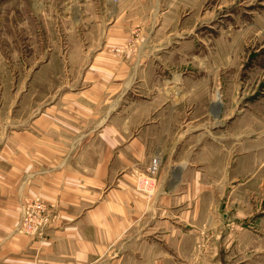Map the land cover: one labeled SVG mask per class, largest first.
<instances>
[{
	"label": "crops",
	"instance_id": "1",
	"mask_svg": "<svg viewBox=\"0 0 264 264\" xmlns=\"http://www.w3.org/2000/svg\"><path fill=\"white\" fill-rule=\"evenodd\" d=\"M110 60L66 84L32 77L13 106L0 104V264H98L113 253L131 264L134 251L136 263L162 264L160 245L181 247L221 211L214 174L235 172V195L264 187V123L233 124V96L207 93L200 110L181 70L116 71ZM153 160L157 190L142 195L136 176ZM36 202L49 222L32 234L23 220ZM217 224L221 239L229 223Z\"/></svg>",
	"mask_w": 264,
	"mask_h": 264
},
{
	"label": "rangeland",
	"instance_id": "2",
	"mask_svg": "<svg viewBox=\"0 0 264 264\" xmlns=\"http://www.w3.org/2000/svg\"><path fill=\"white\" fill-rule=\"evenodd\" d=\"M103 57L116 71L179 69L184 94L200 110L203 95L221 90L233 96V124L264 123V0H0V104L7 108L15 90L32 89L30 78L60 75L54 84H66L69 74L97 73ZM152 163L136 176L142 195L157 190ZM234 173L213 175L221 179V211L206 214V228L194 225L181 247L160 245L162 264H264V187L247 195L238 187L235 195L226 187ZM146 177L152 192L138 188ZM220 218L229 223L221 239ZM132 253L125 262L139 264ZM119 260L113 253L98 264H126Z\"/></svg>",
	"mask_w": 264,
	"mask_h": 264
},
{
	"label": "built area",
	"instance_id": "3",
	"mask_svg": "<svg viewBox=\"0 0 264 264\" xmlns=\"http://www.w3.org/2000/svg\"><path fill=\"white\" fill-rule=\"evenodd\" d=\"M158 160H155L152 165L149 167V174L153 175L156 173L158 169ZM138 188L143 192H152L153 191V182H151L150 178L146 177L144 180H141L140 184H138ZM46 212V206L39 202H36L31 208L27 209L24 216V226L23 229L26 232L37 233L43 227L47 225L48 217L43 214Z\"/></svg>",
	"mask_w": 264,
	"mask_h": 264
}]
</instances>
